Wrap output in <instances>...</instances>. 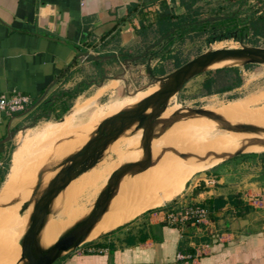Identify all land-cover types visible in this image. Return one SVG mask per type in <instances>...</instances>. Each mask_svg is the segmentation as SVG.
I'll list each match as a JSON object with an SVG mask.
<instances>
[{
  "label": "crops",
  "instance_id": "1",
  "mask_svg": "<svg viewBox=\"0 0 264 264\" xmlns=\"http://www.w3.org/2000/svg\"><path fill=\"white\" fill-rule=\"evenodd\" d=\"M180 1L0 0V95L32 99L26 112L0 120V153L10 134L26 127L37 112L57 113L46 105L53 96H59L54 103L70 93L80 96L86 85L118 71L128 80L132 67L153 75L156 70L147 56L167 37L160 38L149 24L160 13L162 2L173 7L176 15H185ZM213 1L196 6L201 12L197 21L210 19L202 17L207 16L204 9L212 11ZM162 80L155 79L132 94L139 95ZM97 97L79 98L62 120L47 124L35 139L80 135L90 128L96 133L101 123L118 115L96 123L101 113ZM263 153H253L259 156L251 167H244L242 159L219 164L193 185L187 183L175 201L94 241H84L54 264H264ZM219 198L225 205L217 210L211 201ZM195 204L209 211L208 221L169 223L171 211ZM181 254L191 258L179 259Z\"/></svg>",
  "mask_w": 264,
  "mask_h": 264
},
{
  "label": "rangeland",
  "instance_id": "2",
  "mask_svg": "<svg viewBox=\"0 0 264 264\" xmlns=\"http://www.w3.org/2000/svg\"><path fill=\"white\" fill-rule=\"evenodd\" d=\"M209 9H212V11ZM209 9V11L204 9L203 12H206L207 16L202 17L205 19L210 18L209 20L196 23L187 22L183 28L176 30L171 37H168L160 47L156 44L150 48V55L147 56L151 61L150 66L151 68L154 67L155 70H165L166 74L164 76H147L146 73L139 72L138 68L132 67L133 69L129 71L128 80H124L121 71L114 72L112 77L108 79L86 85L84 94L74 95L70 100V110L79 98L86 100L98 95L95 100L96 108L101 109L99 119L96 121L98 123L116 114L134 110L143 99V92L139 95L132 93L144 89L155 79H165L190 61L210 51L212 44L213 50L216 51L241 49L242 46L264 48V38H258V42H255L251 30L245 32L243 40L235 35L234 38L230 37L223 42L215 43V39L223 34V29L218 28L221 23L228 19H235L236 27L244 28L248 26L252 18L264 13V0H242L235 4L226 0H214ZM234 32L232 35H234ZM157 59H159V62H155ZM250 65L249 70H244L243 85L229 93L207 95L203 89V83L209 71H204L183 84L176 94V98L169 101L157 116L154 128L160 117L174 109L186 110L183 113L181 112L182 118L174 120L171 116H164L160 119L159 124L155 129L153 128L152 132V155L149 167L143 172L125 175L123 180L119 181L116 189L113 190L111 200L119 192L125 190L128 184L145 174L158 173L161 170L177 167H190L191 172L194 171L185 184L186 187L189 183V187L200 176L218 166L217 163L218 165L214 164V166L205 168H192L203 163V159L207 158H204V156L219 153V149L209 150V152L197 149L198 147L194 143L203 132L210 130V135L214 136L219 125H234L235 123L245 125L247 123L252 124L256 120L264 121V64L253 63ZM243 66L240 67L243 68ZM156 91H158V87L153 88L151 86L146 92ZM242 100H248L250 103L241 108L239 112L233 110L234 104ZM195 110H201L206 117L195 115L193 112ZM255 112L259 113L254 116V119L253 117L247 120L243 119L246 116L250 117ZM37 113V118L30 117L26 121V127L13 133L9 143L5 145L2 153H0V162H2L0 177L2 182L5 178L8 181L12 175L17 178L13 194L7 198L0 197V264H17L19 259L21 262L23 240L31 225L37 203L46 194L57 175L72 164L75 157L83 151L88 145L89 139L95 134L90 128L80 135L74 134L54 139L42 138L37 140L35 139L36 135L47 124L56 123L67 114L60 120H56L54 114L49 117L42 114L41 111ZM85 120L86 117L82 118L79 123ZM143 124L126 141H122L120 135L106 149H103L95 158L75 172L79 175L51 204L48 225L43 227L38 243H55L60 237H54V234L61 227L70 226L73 229L77 224L85 221L94 211L96 205L101 202L107 190L109 179L126 165L142 164L145 147ZM101 125L93 139L99 136ZM120 127L121 122L116 123L115 127L109 124L106 133L117 132ZM192 135L195 136L194 139H197L194 143L190 139ZM23 137H28L31 142H25ZM261 145L260 148L252 149L246 154L263 153L264 144ZM175 155L180 156L172 158ZM241 155L243 154L237 155V157ZM185 156L192 158V160H183ZM242 160L244 161V167H251L256 158L249 156ZM183 191L181 194H183ZM181 194L160 207L175 201ZM158 208L145 211L142 214ZM100 223H102V219L98 222V224ZM97 225L89 234L88 238L90 239L88 241H94L103 234L108 233L105 232L96 238H92L94 230L98 227ZM70 230H67L62 237ZM112 231H115V229ZM50 246H40V249L45 250ZM20 251L21 257L19 258Z\"/></svg>",
  "mask_w": 264,
  "mask_h": 264
},
{
  "label": "water",
  "instance_id": "3",
  "mask_svg": "<svg viewBox=\"0 0 264 264\" xmlns=\"http://www.w3.org/2000/svg\"><path fill=\"white\" fill-rule=\"evenodd\" d=\"M241 39L243 40L244 38L242 37ZM83 56L87 57L89 55L84 54ZM226 57H243L249 60L247 64H264V48L242 46V48L238 50L208 51L166 77L161 91L145 99L136 109L120 113L106 120L100 127L99 136L91 140L83 151L75 157L72 164L57 175L46 194L37 203L32 216L31 225L23 240L21 262L27 261L28 264H54L65 252L75 249L83 243L92 227L107 208L113 190L118 185L119 181L128 173L137 174L145 171L149 167L152 155L151 144L154 123L157 116L166 107L168 100L178 93L183 84L204 72L209 64ZM150 108H152L151 114L145 116L144 113ZM193 112L204 114L201 110H195ZM119 122H121V127L117 132L106 133L109 124L115 127L116 123ZM135 122H140V124L144 123L145 147L142 164H129L119 169V171L109 179L107 190L101 202L96 205L89 217L73 227V229L61 237L58 242L47 251L39 249L37 246V237L43 222L49 214L54 199L69 186L77 175H79V173H75L77 170L95 158L103 149H106L112 141L116 140ZM12 136L13 133L10 134L7 141L10 140Z\"/></svg>",
  "mask_w": 264,
  "mask_h": 264
},
{
  "label": "bare ground",
  "instance_id": "4",
  "mask_svg": "<svg viewBox=\"0 0 264 264\" xmlns=\"http://www.w3.org/2000/svg\"><path fill=\"white\" fill-rule=\"evenodd\" d=\"M218 42H223V41H217L215 43ZM222 50H238V49H222ZM212 51H216V50H211L210 52ZM248 61L249 60L247 58H243V57H226V58H222L217 62L209 64L204 71L215 70V68H222V67H240L246 65ZM164 83H165V79H163L162 82L159 84L152 85L153 88L158 87V91L156 92H152V93L146 92L149 90L151 86L145 89L143 91V99L138 103V105L142 103L145 99L159 93ZM174 98H176V94L168 100L167 104L169 103V101H171ZM248 103H250V101L248 100L239 101L236 104H234L233 110L239 112L240 109L246 107ZM151 111L152 108L148 109L144 113V115L145 116L150 115ZM184 111L186 110L174 109L170 111V113L164 116L166 117L171 116L174 118V120L180 119L182 118L181 112L183 113ZM258 113L259 112H255L250 117L246 116L243 119L247 120L250 119L251 117H253L254 119V116H256ZM194 114L198 116L206 117L204 114H199V113H194ZM162 117H160L157 120L155 124V128L159 124V121ZM141 126L142 124H140V122H135L133 125H131L127 130L123 132V134L120 136V139L122 141H126L131 135H133L137 130H139ZM209 131L205 133L203 132V134L198 138V140L194 139L195 138L194 135H192L190 139L193 140V143L197 140L196 143H194V145L198 147L197 149H201L203 151H208V152L209 150L219 149V153L212 155L208 154L209 156H204V158L205 157L207 158L203 159V163L193 166L192 168L194 169L205 168L212 165L214 166V164L216 165L221 164L233 158L236 155L246 154V152H249L252 149H258L260 148V146H262L261 144H264V121L261 120H256L252 124L247 123L245 125H240L237 123H235L234 125L231 124L219 125L215 130L216 134L214 136L210 135ZM97 132L89 139L88 142H90L97 135ZM258 141L259 143H257ZM178 156L180 155H175L172 158H177ZM183 160L189 161L192 160V158L185 156ZM189 168L190 167L187 168L177 167L167 170H161L158 173L145 174L135 179V181H133L132 183L128 184V186L125 187V190L119 192L117 196L113 197L112 200H110L104 213L96 222V224L92 227L85 240L88 241L90 239L88 238L89 234L101 219H102V223L97 225L98 227L96 228V230H94L92 234V238H96L105 232L112 231L135 219L143 212L163 206L165 203L171 201L175 196H178L179 194L182 193L187 179L189 178L190 174L194 171L193 170L191 172L192 169ZM123 178L120 181H122ZM16 179L17 178L14 175H12L8 179V181L5 182L3 186V190H2L3 194L1 195V198L2 196L3 198L10 197L13 194V190L15 189V185H16ZM48 221H49V214L46 217L45 221L43 222L42 228L38 234L37 246L39 249L40 246H44V247L49 245L51 246L42 251H47L48 249L53 247L62 237V235L66 233L67 230L71 229L70 226L61 227L58 230V232L54 234V237H60L55 243H49V244L44 242L38 243L39 238L42 234L43 227L48 225ZM20 257H21V251L19 253V258ZM17 264H28V263L27 261L20 262L19 259Z\"/></svg>",
  "mask_w": 264,
  "mask_h": 264
},
{
  "label": "trees",
  "instance_id": "5",
  "mask_svg": "<svg viewBox=\"0 0 264 264\" xmlns=\"http://www.w3.org/2000/svg\"><path fill=\"white\" fill-rule=\"evenodd\" d=\"M205 0H181L180 4L186 9L185 15H176L174 12V8L168 5L165 2L161 4V11L158 13L149 25V28L154 29V33L159 35V37H171V35L181 28L187 22H198V17L200 16L201 12L196 7L199 3L204 2ZM229 3L235 4L239 3L242 0H226ZM235 22V19H228L221 23L220 26L227 25L228 22ZM251 30L252 36L255 42H258V38H264V13L260 14L259 16L252 18L249 22V25L243 28V33L245 34L246 31ZM233 31H229L225 33L224 36L218 37L215 41L229 39L230 37L234 38L235 35H232ZM230 35V36H229ZM238 37V36H237ZM251 68L250 64H246L241 67H223L219 69H215L209 71L207 73V77L203 83V89L207 93V95H215V94H225L234 91L235 89L240 88L244 83V70H249ZM166 74L165 70L159 69L153 71L154 76H164ZM74 94L70 93L67 94L65 97L61 98L58 103L52 102L50 99L46 105L48 106L49 111H57L55 113V119L60 120L69 110H70V100H72ZM22 113H19L20 115ZM15 115V116H18ZM7 120H10L11 117H5ZM258 157L259 154H243L239 157L235 156L229 160L235 159H244L246 157ZM264 159V153H263ZM1 185V180H0ZM233 198H230L232 201ZM214 205L215 209H220L225 205L223 199L219 198L216 200L211 201ZM236 206H240V202L235 204ZM240 215L243 213L240 212Z\"/></svg>",
  "mask_w": 264,
  "mask_h": 264
},
{
  "label": "built area",
  "instance_id": "6",
  "mask_svg": "<svg viewBox=\"0 0 264 264\" xmlns=\"http://www.w3.org/2000/svg\"><path fill=\"white\" fill-rule=\"evenodd\" d=\"M59 96H53L52 101L56 102ZM32 99L24 95H0V120L5 117H13L19 113L26 112L30 106ZM51 116V113L48 114ZM209 211L200 205H189L182 209L171 211L168 215V221L172 225H183L187 222L201 224L208 221ZM179 259L191 258V256L179 255Z\"/></svg>",
  "mask_w": 264,
  "mask_h": 264
},
{
  "label": "flooded vegetation",
  "instance_id": "7",
  "mask_svg": "<svg viewBox=\"0 0 264 264\" xmlns=\"http://www.w3.org/2000/svg\"><path fill=\"white\" fill-rule=\"evenodd\" d=\"M223 24V23H222ZM219 29H223V34L220 35V37L224 36L225 33L229 32V31H233L236 30L234 32V35H237L239 37V39H241L242 37L244 38V33H243V28H238L236 27L235 25V22L232 21V22H228L227 25H224V26H219L218 27ZM216 28V29H218Z\"/></svg>",
  "mask_w": 264,
  "mask_h": 264
}]
</instances>
